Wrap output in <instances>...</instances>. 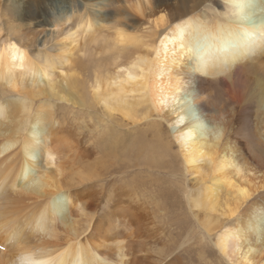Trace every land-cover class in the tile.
<instances>
[{"label": "bare ground", "instance_id": "obj_1", "mask_svg": "<svg viewBox=\"0 0 264 264\" xmlns=\"http://www.w3.org/2000/svg\"><path fill=\"white\" fill-rule=\"evenodd\" d=\"M4 2L0 264H183L187 244L264 264V0ZM62 105L96 123L104 174L58 172ZM180 196L185 240L152 247Z\"/></svg>", "mask_w": 264, "mask_h": 264}, {"label": "rangeland", "instance_id": "obj_2", "mask_svg": "<svg viewBox=\"0 0 264 264\" xmlns=\"http://www.w3.org/2000/svg\"><path fill=\"white\" fill-rule=\"evenodd\" d=\"M4 1L5 0H0V4H2V5L5 4ZM256 8H257L256 9L257 11L261 12V10H262V12H264L263 9H260L259 7H256ZM257 11L255 14H251L252 16L250 15L249 17H246L247 20H250L249 22H251L253 24L254 23L256 24L259 22V24H260V23H262V21H264L263 20L264 15L261 16L262 19H260V17H257V15L260 14ZM109 16H110V20H109ZM0 19H2V21L5 22V21H7V19H9V17L6 16L4 13L0 12ZM111 19H113L111 15H108L105 17V21L107 23L106 26H108V27L112 26V24H113L112 21L114 22L115 19L114 20H111ZM28 36L30 37V39L33 42H36L38 38L39 39L42 38V35L30 34ZM5 38H7V35L3 32L0 36V39L4 40ZM60 39L49 43V46H52L54 43H56ZM66 43H67V46L69 49V47H70L69 41H67ZM202 47H204V46L202 45L201 48ZM51 53L56 54L57 53L56 48H54ZM91 72H92L91 69H87L84 72V78H87ZM70 97L72 98V95H70ZM13 98H15V97H13ZM86 112H87V109L81 108L80 106H77L74 109V108L65 107L62 105V106H60V108L57 110V112L53 116L54 118H58L59 123H60L58 126L56 143H58L57 145L63 151V160L60 161V167H59L58 172L67 173L70 170L71 166H73L74 171L77 172L79 175H81V174L86 175L87 173H89V171L93 167H98L101 169L102 164H101V160H100V153H99L100 148H99V146L101 143V137L102 136L99 135V133L97 132V129H95L96 123L93 122V120L88 116V114ZM96 128H97V126H96ZM95 130H96V132H95ZM98 136H100V137H98ZM91 143H93V144H91ZM79 153H81V155L78 158ZM50 171L52 173L57 172L53 169H50ZM101 171H102V174H104L102 169H101ZM52 175L54 176V174H52ZM169 185L170 184L165 183L163 185V187H167V190L170 191L171 187ZM149 188H151L152 190L154 189V187H151V186ZM85 191H86V188L81 189L80 192L85 194ZM134 192H135V190H130L127 193L132 194ZM145 197H147L146 200H148V197L149 198L153 197V193L152 194H146ZM175 197L170 198L168 205H171L172 201H174L173 198H175ZM168 199H169V195L164 198V202L168 203ZM179 200L180 201H178V203H179L178 206L171 208L169 210L168 216H163L164 217L163 219H159V221H157V222L155 221V223H153L154 221L151 222V223H153V225H149L150 228L148 226V231L149 230L150 231L147 234L152 232L151 233L152 237L150 238V241H152V245L154 244L152 247L155 246V247H158V249H160L159 247L163 246L162 248H166V243L168 244V241L170 239V244L167 245L166 249L168 251L172 252V251L177 250V249L179 250V247L182 245L183 241L185 240L184 239L185 234L182 230L184 228L181 227L182 226L181 221H183L182 218L184 215L183 208H181L182 205L180 203L181 202V196H180ZM85 202H86V207L88 209H90L91 207L95 209V208H97V204L98 205L100 204L99 200L96 203V202H94L93 199H91V200L86 199ZM148 207L150 208V206H148ZM149 208L147 211L153 212V210H151ZM156 213H157V215H159L158 210L156 211ZM150 219H151V216L148 215V220H150ZM155 224L156 225L159 224L158 226H160V227L155 228V230L153 232V228L156 226ZM151 226H152V231H151ZM168 228H169V231H168ZM162 229H163V231H162ZM163 233H164V235H162ZM170 233H171V235H170ZM168 246H169V248H168ZM162 248H161V250H163ZM188 251H189V253H188ZM181 254H182V260H183L182 263L183 264H190V261H189L190 259L192 260V262H197L194 247L192 244L185 245L184 249H182V251H181Z\"/></svg>", "mask_w": 264, "mask_h": 264}]
</instances>
